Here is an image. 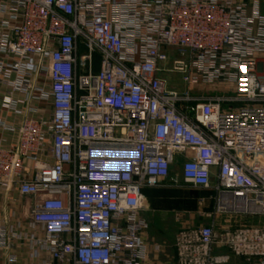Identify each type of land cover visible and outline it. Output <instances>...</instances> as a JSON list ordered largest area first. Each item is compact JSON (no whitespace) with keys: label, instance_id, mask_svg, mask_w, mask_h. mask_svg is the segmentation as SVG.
I'll return each mask as SVG.
<instances>
[{"label":"built area","instance_id":"1","mask_svg":"<svg viewBox=\"0 0 264 264\" xmlns=\"http://www.w3.org/2000/svg\"><path fill=\"white\" fill-rule=\"evenodd\" d=\"M262 6L0 0V127L15 130L1 112L20 121L17 142L0 140V264H152L142 189L171 179L177 155L214 215L264 219ZM168 47L185 59L169 67ZM216 243L264 264V223L243 221L179 232L178 264L227 261Z\"/></svg>","mask_w":264,"mask_h":264},{"label":"crops","instance_id":"2","mask_svg":"<svg viewBox=\"0 0 264 264\" xmlns=\"http://www.w3.org/2000/svg\"><path fill=\"white\" fill-rule=\"evenodd\" d=\"M3 89L0 90V97ZM1 115L5 117L6 122L14 127V131H6L0 127V140L4 147L17 142V128L19 119L12 114ZM177 164L183 160V156L177 155ZM178 168V167H177ZM179 169V168H178ZM143 209L146 211V217L149 226L144 234V239L150 248L149 262L152 264H178L177 261V235L182 231H191L197 227L214 224V231L219 235L226 229H233L239 222L261 223V218L239 217L234 215L218 214L214 215V195L212 189L201 187H191L178 180L173 182L171 179L163 181V184L155 187H145L142 189ZM10 206L4 195L0 193V218L7 217L10 212ZM178 223V229L160 226L161 222L169 219ZM254 224V223H253ZM163 233L168 238H163ZM161 240V241H159ZM212 251L214 256H228V260L220 264H238V256L233 255L227 248L214 244ZM232 255V256H230Z\"/></svg>","mask_w":264,"mask_h":264},{"label":"rangeland","instance_id":"3","mask_svg":"<svg viewBox=\"0 0 264 264\" xmlns=\"http://www.w3.org/2000/svg\"><path fill=\"white\" fill-rule=\"evenodd\" d=\"M261 12L264 13V6L261 7ZM167 51L170 53V58L168 61V66H171V61L173 59H177V58H184L185 56L180 55L179 53L176 52L174 47H168ZM97 69V57L94 55V70ZM163 77L165 79V83H166V87L168 89H176V90H182L183 89V82L181 81V74L179 72H175V71H168V72H164L163 73ZM202 92V94H214V93H223L226 94L225 88L224 86L221 87H217V86H209L206 88H201V90H199V93ZM233 105V104H231ZM235 106V105H233ZM237 106V104H236ZM178 164L175 165L173 172L171 174V180H173V182H177L178 180L181 181V177H180V173L178 170ZM140 215L142 217H144V219L147 222V225L149 226V221L146 217V211H144L143 213H140ZM256 219L252 220V222L254 224H256L257 222H255ZM262 223H264V220L260 221ZM160 226H168V227H172L175 228L176 230L178 229V223L174 222L173 219H169L167 220L165 223L161 222ZM164 238H168L167 235L165 233H163V238L161 239L162 241L164 240ZM159 240V241H161ZM212 256H214V251H212ZM232 256V255H230ZM238 264H256L257 260L256 259H251V260H247L245 258L239 257L238 258Z\"/></svg>","mask_w":264,"mask_h":264}]
</instances>
